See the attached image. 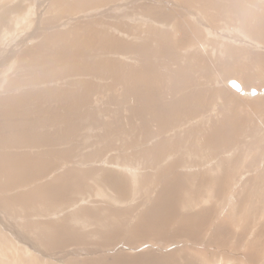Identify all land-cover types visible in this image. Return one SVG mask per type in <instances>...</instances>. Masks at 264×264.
<instances>
[{"label":"rangeland","instance_id":"rangeland-1","mask_svg":"<svg viewBox=\"0 0 264 264\" xmlns=\"http://www.w3.org/2000/svg\"><path fill=\"white\" fill-rule=\"evenodd\" d=\"M0 264H264V0H0Z\"/></svg>","mask_w":264,"mask_h":264},{"label":"bare ground","instance_id":"bare-ground-1","mask_svg":"<svg viewBox=\"0 0 264 264\" xmlns=\"http://www.w3.org/2000/svg\"><path fill=\"white\" fill-rule=\"evenodd\" d=\"M148 8H149V7H148ZM233 10H234V9H233ZM137 11H138V10H137ZM226 12H227V11H226ZM223 14H224V13H223ZM225 14H226V13H225ZM247 15H248V14H247ZM225 16H226V15H225ZM242 20H243V19H242ZM243 22H244V21H243ZM109 32H110V31H109ZM196 32H197V31H196ZM200 32H201V31H200ZM106 37H107V36H106ZM169 37H170V36H169ZM87 39H88V38H87ZM108 39H109V38H108ZM110 39H111V38H110ZM160 40H161V39H160ZM96 41H97V40H96ZM64 42H65V41H64ZM113 42H114V40H113ZM82 43H83V42H82ZM93 44H94V43H92V45H93ZM105 45H106V47H107V46L109 45V41H107V44H105ZM116 45H117V44H116ZM71 46H72V45H71ZM117 46H118V45H117ZM86 47H87V46H86ZM97 48L99 49V47H97ZM126 48H127V47H126ZM165 48H166V47H165ZM89 49H90V48H89ZM100 49H101V48H100ZM105 49H106V48H105ZM157 49H158V48H157ZM102 50H103V49H102ZM106 50H107V49H106ZM90 51H91V50H90ZM110 51H111V50H110ZM116 51H117V50H116ZM145 51H146V50H145ZM91 52H92V51H91ZM113 52H114V51H113ZM117 52H118V51H117ZM78 53H79V52H78ZM78 53H77V54H78ZM154 53H155V52H154ZM157 54H158V53H157ZM152 56H153V55H152ZM61 57L63 58L62 55H61ZM75 57H76V56H75ZM154 58H155V57H154ZM94 59H95V58H94ZM125 59H126V58H125ZM178 60H179V59H178ZM148 61H149V60H148ZM105 62H106V61H105ZM167 62H168V61H167ZM93 63H94V62H93ZM146 63H147V62H146ZM143 64H144V63H143ZM162 64H163V65H162ZM162 64H161L162 66H166L165 60H164V62H162ZM113 65H114V64H113ZM144 65H145V64H144ZM146 65H147V64H146ZM154 65H155V63H154ZM154 65H153V66H154ZM173 65H174V64H173ZM88 66H89V65H88ZM91 66H92V65H91ZM93 66H94V65H93ZM93 66H92V67H93ZM101 66H102V65H101ZM84 67H85V66H84ZM95 67H96V66H95ZM103 67H104V66H103ZM125 67H126V66H125ZM114 68H115V67H114ZM130 69H131V67H130ZM91 70H92V69H91ZM131 72H133V73L137 76V72H134V70H132V69L130 70V73H131ZM130 73L128 74V76H132V78H134V76H133V75H130ZM118 77L121 78V76H119V75H118ZM163 78H165L164 80L167 79L166 77H163ZM164 80H163V81H164ZM129 81H130V80H129ZM129 81H127L126 83H128ZM131 83H132V82H131ZM135 83H136V82H135ZM141 87H142V86H141ZM133 90H134V89H133ZM132 92H133V91H132ZM170 95H171V94H170ZM200 95H201V94H200ZM143 96H145V95H143ZM190 132H191V131H190ZM192 133H193V132H192ZM188 134H190V133H188ZM188 136H189V135H188ZM159 158H160V157H158V159H159ZM6 172H7V168H6V170L3 169V174L6 173ZM75 174H76V173H75ZM84 174H85V173H84ZM122 175H123V174H122ZM110 180H111V179H110ZM106 181H107V180H106ZM111 182L114 183V182H116V181H115V180H112ZM105 183H106V182H105ZM78 184H79V183H78ZM77 186H78V185L75 184V189L77 188ZM114 186H115V184H114ZM64 190H65V189H64ZM78 190H79V189H78ZM121 190H122V189H121ZM121 190H120V191H121ZM101 193H103V192H101ZM101 193H100V194H101ZM109 197H110V196H109ZM116 199H117V198H116ZM132 199H133V198H132ZM100 200H101V198H100ZM108 201H109V200H108ZM106 202H107V201H106ZM97 210H98V209H97ZM153 220H154V219H153ZM137 225H138V224H137ZM151 225H152V224H151Z\"/></svg>","mask_w":264,"mask_h":264},{"label":"water","instance_id":"water-1","mask_svg":"<svg viewBox=\"0 0 264 264\" xmlns=\"http://www.w3.org/2000/svg\"><path fill=\"white\" fill-rule=\"evenodd\" d=\"M231 85H233V87L236 90L241 91V92H244V91L241 90V86L239 85V83L233 81V82H231ZM250 94H252V95L255 94V91H250Z\"/></svg>","mask_w":264,"mask_h":264}]
</instances>
